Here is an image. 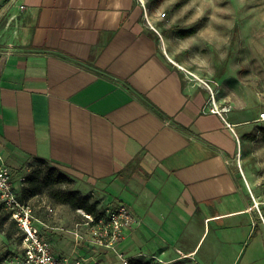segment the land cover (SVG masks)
Segmentation results:
<instances>
[{
	"label": "crops",
	"instance_id": "obj_1",
	"mask_svg": "<svg viewBox=\"0 0 264 264\" xmlns=\"http://www.w3.org/2000/svg\"><path fill=\"white\" fill-rule=\"evenodd\" d=\"M206 4L0 0V150L20 196L43 159L99 209L131 207L128 258L264 264V106L211 65L225 38Z\"/></svg>",
	"mask_w": 264,
	"mask_h": 264
},
{
	"label": "rangeland",
	"instance_id": "obj_2",
	"mask_svg": "<svg viewBox=\"0 0 264 264\" xmlns=\"http://www.w3.org/2000/svg\"><path fill=\"white\" fill-rule=\"evenodd\" d=\"M195 1L200 4L203 0ZM206 1L205 12L208 11L211 15L210 19L206 17L203 22L210 20L212 34H222V38H225L221 48L214 35L212 41L207 42L206 51L211 54V65L222 69L226 62L228 68L231 70L236 68L239 71V76L244 79L245 88L253 94V98H250L252 99L250 107L255 111L264 106V0ZM197 66L200 67L198 64ZM34 169L35 167L31 166L25 171L21 179L23 183ZM41 170L43 173L44 168ZM24 185L26 184L21 186V191ZM16 191L19 193L18 186ZM28 201L35 207L36 217L41 221L40 225L50 238L57 255L69 259L77 258L82 264H123L113 250L105 251L94 246L90 242V228L85 224L82 215L75 208L63 206L52 200L47 189L42 191L37 200L30 198ZM47 206H50L53 212H49ZM259 216L261 223L264 224L261 215ZM47 225L49 227H46ZM0 245L9 247L10 250L18 249V242L10 241L3 232H0ZM140 257L127 256L129 260ZM152 259L154 260L152 264H157V259Z\"/></svg>",
	"mask_w": 264,
	"mask_h": 264
},
{
	"label": "built area",
	"instance_id": "obj_3",
	"mask_svg": "<svg viewBox=\"0 0 264 264\" xmlns=\"http://www.w3.org/2000/svg\"><path fill=\"white\" fill-rule=\"evenodd\" d=\"M187 72L194 76L193 72ZM212 100L214 102L213 90ZM212 111H219L215 104ZM260 119H264V111L260 113ZM13 175L14 170L6 162L0 150V219L3 220L4 228L9 223H14L17 229L15 238L21 236L17 241L18 249L5 250L0 255V264H82L77 258L69 259L55 253L50 238L43 231L41 221L36 217L35 207L30 201L22 199L16 191ZM47 209L53 212L50 206H47ZM258 211L264 221V215L259 207ZM77 212L82 215L85 224L90 228V242L102 250H113L123 264H128L129 259L120 250L119 244L125 230L140 224L141 221L131 207L124 202H118L114 206L101 209L98 213L87 212L83 208L77 209ZM76 234L79 236L78 232Z\"/></svg>",
	"mask_w": 264,
	"mask_h": 264
},
{
	"label": "trees",
	"instance_id": "obj_4",
	"mask_svg": "<svg viewBox=\"0 0 264 264\" xmlns=\"http://www.w3.org/2000/svg\"><path fill=\"white\" fill-rule=\"evenodd\" d=\"M195 32V28L182 31L183 35H190ZM264 133V132H263ZM44 164L42 167L41 165ZM42 168L44 172L42 173ZM42 173V174H41ZM41 174V175H40ZM73 179L61 172L57 167L50 166L43 159L39 160V164L35 166L33 173L26 178V185L23 186L22 196L24 200H29L30 197L42 192L44 189L48 190L51 198L57 203L69 204L76 210L83 208L87 212L98 213L101 211L97 202H91L89 195H82L80 191L63 187L64 184H71ZM3 223V222H2ZM17 229L14 223H9L6 227V235L10 239L19 241L21 236L15 238ZM128 264H152L150 260L143 257L138 259L130 258Z\"/></svg>",
	"mask_w": 264,
	"mask_h": 264
}]
</instances>
